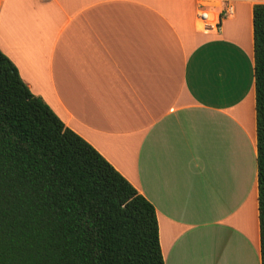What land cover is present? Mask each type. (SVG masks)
Returning a JSON list of instances; mask_svg holds the SVG:
<instances>
[{
	"label": "crops",
	"instance_id": "1",
	"mask_svg": "<svg viewBox=\"0 0 264 264\" xmlns=\"http://www.w3.org/2000/svg\"><path fill=\"white\" fill-rule=\"evenodd\" d=\"M254 4L0 0L1 52L152 204L164 264H260Z\"/></svg>",
	"mask_w": 264,
	"mask_h": 264
},
{
	"label": "trees",
	"instance_id": "2",
	"mask_svg": "<svg viewBox=\"0 0 264 264\" xmlns=\"http://www.w3.org/2000/svg\"><path fill=\"white\" fill-rule=\"evenodd\" d=\"M252 30L264 264V4L252 7ZM0 264H164L152 204L30 92L1 50Z\"/></svg>",
	"mask_w": 264,
	"mask_h": 264
},
{
	"label": "built area",
	"instance_id": "3",
	"mask_svg": "<svg viewBox=\"0 0 264 264\" xmlns=\"http://www.w3.org/2000/svg\"><path fill=\"white\" fill-rule=\"evenodd\" d=\"M41 1H43V2H49V1H51V0H41ZM232 11V8H227L225 11H224V13L220 16V18H223V17H225L227 14H229L230 12ZM197 17H198V20H199V22L204 26V27H206V28H210V27H214V26H217V24L216 23H214V24H210V23H208L207 22V20H208V14L206 13V12H200V13H198V15H197Z\"/></svg>",
	"mask_w": 264,
	"mask_h": 264
}]
</instances>
